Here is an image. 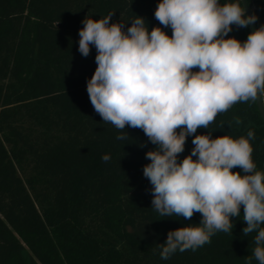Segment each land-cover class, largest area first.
<instances>
[{
    "label": "trees",
    "instance_id": "trees-1",
    "mask_svg": "<svg viewBox=\"0 0 264 264\" xmlns=\"http://www.w3.org/2000/svg\"><path fill=\"white\" fill-rule=\"evenodd\" d=\"M160 2L0 0V264H247L253 255L258 231L243 234L241 207L229 233L161 259L158 245L167 233L199 224L201 214L185 220L152 208L143 168L156 145L141 129L102 121L90 102L87 82L97 52L92 45L87 57L78 51L82 21L113 13L110 23L126 31L140 16L149 32L160 27L171 37V27L154 16ZM228 2L234 0H218ZM247 2L257 29L264 25V0ZM249 33V26L233 25L225 38L244 42ZM249 130L255 133L252 160L264 173V121L256 102L233 104L196 135L238 139ZM192 139L180 161L191 153Z\"/></svg>",
    "mask_w": 264,
    "mask_h": 264
},
{
    "label": "clouds",
    "instance_id": "clouds-1",
    "mask_svg": "<svg viewBox=\"0 0 264 264\" xmlns=\"http://www.w3.org/2000/svg\"><path fill=\"white\" fill-rule=\"evenodd\" d=\"M154 16L171 27V37L160 27L149 32L140 16L126 31L124 24L110 23L113 13L82 21L78 51L87 57L92 45L97 52V67L87 82L90 102L102 121L118 130L126 125L141 129L156 145L146 152L150 163L143 168L152 185V208L163 217L185 220L201 214L199 224L167 233L158 245L161 259L177 250L195 251L217 232L229 233L243 207V234L258 231L247 264L253 258L264 264V173L252 160L254 131L238 139L212 138L211 131L196 135L239 101L259 100L264 106V25L244 42L225 38L233 25L246 28L258 20L246 15L240 0L223 5L218 0H161ZM188 136L194 147L180 161ZM110 158L102 156L105 162Z\"/></svg>",
    "mask_w": 264,
    "mask_h": 264
},
{
    "label": "water",
    "instance_id": "water-1",
    "mask_svg": "<svg viewBox=\"0 0 264 264\" xmlns=\"http://www.w3.org/2000/svg\"><path fill=\"white\" fill-rule=\"evenodd\" d=\"M241 2H242L243 7L246 10V14L247 15H252L253 14L252 13V9L249 6L247 0H241ZM249 30H250V33L253 32L255 30V25L254 24L253 25H249ZM256 103H257V106H258L259 114H260L262 120L264 121V106H261V103H260L259 100L256 101Z\"/></svg>",
    "mask_w": 264,
    "mask_h": 264
}]
</instances>
